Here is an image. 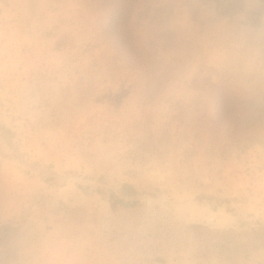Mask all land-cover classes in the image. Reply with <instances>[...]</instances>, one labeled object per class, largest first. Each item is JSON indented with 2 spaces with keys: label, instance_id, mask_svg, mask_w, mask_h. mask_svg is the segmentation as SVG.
I'll list each match as a JSON object with an SVG mask.
<instances>
[{
  "label": "rangeland",
  "instance_id": "374dc122",
  "mask_svg": "<svg viewBox=\"0 0 264 264\" xmlns=\"http://www.w3.org/2000/svg\"><path fill=\"white\" fill-rule=\"evenodd\" d=\"M1 225L0 264H264V0H0Z\"/></svg>",
  "mask_w": 264,
  "mask_h": 264
},
{
  "label": "trees",
  "instance_id": "16d2710c",
  "mask_svg": "<svg viewBox=\"0 0 264 264\" xmlns=\"http://www.w3.org/2000/svg\"><path fill=\"white\" fill-rule=\"evenodd\" d=\"M120 193H121V195L130 197L133 199L135 196H137V191L132 186H130L128 184H123L121 186ZM108 199L111 203L113 202L112 207H115L117 205V206H122L124 208H133L134 209V208L139 206V202L136 201L135 199L126 201L124 198L119 197L118 194L115 192L110 193V195L108 196ZM8 228L9 227H7L6 225H1L0 231L7 230Z\"/></svg>",
  "mask_w": 264,
  "mask_h": 264
},
{
  "label": "built area",
  "instance_id": "2783aa9c",
  "mask_svg": "<svg viewBox=\"0 0 264 264\" xmlns=\"http://www.w3.org/2000/svg\"><path fill=\"white\" fill-rule=\"evenodd\" d=\"M127 225L126 224H121L119 226H114L110 229H108L110 231L111 236L115 237V241H117L118 239H122L126 237V232H127ZM150 239H148V236L145 235L144 236V240H143V246L146 248L147 252L150 250ZM121 264H129L128 262H122Z\"/></svg>",
  "mask_w": 264,
  "mask_h": 264
}]
</instances>
